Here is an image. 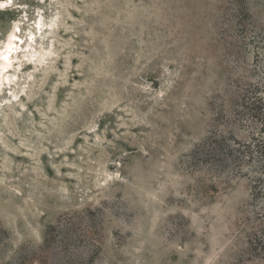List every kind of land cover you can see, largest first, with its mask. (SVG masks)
Instances as JSON below:
<instances>
[{"label":"rangeland","instance_id":"1","mask_svg":"<svg viewBox=\"0 0 264 264\" xmlns=\"http://www.w3.org/2000/svg\"><path fill=\"white\" fill-rule=\"evenodd\" d=\"M226 1L0 0V52L17 37L0 85V264H254L248 182L206 194L182 166L231 67ZM246 2L264 25V0Z\"/></svg>","mask_w":264,"mask_h":264},{"label":"trees","instance_id":"2","mask_svg":"<svg viewBox=\"0 0 264 264\" xmlns=\"http://www.w3.org/2000/svg\"><path fill=\"white\" fill-rule=\"evenodd\" d=\"M220 29L228 77L210 99L211 122L205 136L182 159L203 193H215L232 179H245L259 206L258 223L246 236L242 258L264 264V25L251 16L246 0H227ZM246 55L251 62L244 63ZM50 239V238H48Z\"/></svg>","mask_w":264,"mask_h":264},{"label":"bare ground","instance_id":"3","mask_svg":"<svg viewBox=\"0 0 264 264\" xmlns=\"http://www.w3.org/2000/svg\"><path fill=\"white\" fill-rule=\"evenodd\" d=\"M39 31L41 32L42 30L39 29ZM42 34V33H41ZM17 37L14 34H10L6 40V43L4 45L3 50L0 52V80L1 83L0 85H4V79H2V77H4L7 73L10 72V68H11V59L9 58L11 52L13 51V46H16L15 43H13V40L16 39ZM32 41H35V36L32 37L31 39ZM40 58V57H39ZM32 62V61H31ZM42 62L41 59L38 60V63H35L37 66L40 65ZM12 82L11 80H9L8 77V84L10 85Z\"/></svg>","mask_w":264,"mask_h":264},{"label":"snow or ice","instance_id":"4","mask_svg":"<svg viewBox=\"0 0 264 264\" xmlns=\"http://www.w3.org/2000/svg\"><path fill=\"white\" fill-rule=\"evenodd\" d=\"M13 2V0H8V3L11 4Z\"/></svg>","mask_w":264,"mask_h":264}]
</instances>
